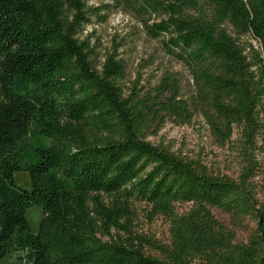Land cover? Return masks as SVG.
<instances>
[{"label": "trees", "instance_id": "1", "mask_svg": "<svg viewBox=\"0 0 264 264\" xmlns=\"http://www.w3.org/2000/svg\"><path fill=\"white\" fill-rule=\"evenodd\" d=\"M110 7L161 40L191 82L171 71L131 81L117 48L100 55L84 35L87 0H0V264H264V160L233 179L150 140L202 116L219 142L239 129L247 148L264 145V0ZM143 205L168 242L137 231ZM213 208L252 218L254 234L237 241Z\"/></svg>", "mask_w": 264, "mask_h": 264}, {"label": "rangeland", "instance_id": "2", "mask_svg": "<svg viewBox=\"0 0 264 264\" xmlns=\"http://www.w3.org/2000/svg\"><path fill=\"white\" fill-rule=\"evenodd\" d=\"M87 2L96 10V14L92 16V23L85 27L84 35H91L92 41L98 44L100 55L117 48L128 64L131 81H138L139 84H155L163 72L171 71L180 73L185 79L186 86L188 81L191 82L188 70L164 52L161 40L147 37L135 19L110 7L112 0H87ZM243 39L252 43L255 48H259V43L252 36ZM150 140L153 143L164 142L185 157L202 160L212 172L233 179L239 177L248 160H257L259 163L264 160V145L260 139L256 140L254 146L247 148L240 130L235 129L228 141L219 142L202 116L195 117L191 123L184 126L167 124L157 137ZM16 179L20 186L30 187L27 174L18 173ZM255 181L260 183L261 175H257ZM258 199L263 201L262 193L258 195ZM143 207L144 205L139 208L141 210L137 231L159 243L168 242L170 235L167 222L161 217L149 220L142 211ZM176 207L182 212L188 209L189 204H177ZM211 211L220 222L235 231L237 241L247 242L254 234L256 223L252 218L233 221L230 215L218 209L213 208ZM41 217L39 211H33L30 218L35 228Z\"/></svg>", "mask_w": 264, "mask_h": 264}, {"label": "water", "instance_id": "3", "mask_svg": "<svg viewBox=\"0 0 264 264\" xmlns=\"http://www.w3.org/2000/svg\"><path fill=\"white\" fill-rule=\"evenodd\" d=\"M28 178H29V177H28ZM29 183H30V181H29ZM21 187H23V186H21ZM23 188H24V187H23ZM25 188H27V187H25ZM33 211H39V213L42 215L41 219H39V221H38V224H37L36 228L34 227L33 223L31 222V218H30L31 215H32V213H33ZM28 218H29V221H30V223H31V225H32V227H33V229L36 231V230L38 229L40 223H41L42 218H43V213H42L40 210H38V209H32V210H30V212L28 213Z\"/></svg>", "mask_w": 264, "mask_h": 264}]
</instances>
